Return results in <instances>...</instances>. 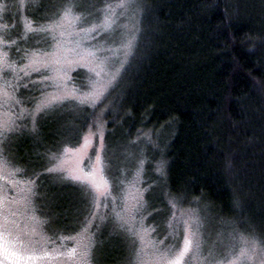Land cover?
<instances>
[{"label":"trees","instance_id":"16d2710c","mask_svg":"<svg viewBox=\"0 0 264 264\" xmlns=\"http://www.w3.org/2000/svg\"><path fill=\"white\" fill-rule=\"evenodd\" d=\"M88 1L94 10L112 0ZM139 3L137 47L109 92L112 104L84 106L78 119L66 115L79 123L67 144L100 116L109 148L130 145L134 153L143 143L137 153L146 160L145 185L160 188L152 199L163 217L175 200L264 243V0ZM30 16L41 24V15ZM45 122L38 152L57 149L65 139L54 141L69 135L56 118ZM161 160L164 175L155 170Z\"/></svg>","mask_w":264,"mask_h":264},{"label":"snow or ice","instance_id":"6c2138e0","mask_svg":"<svg viewBox=\"0 0 264 264\" xmlns=\"http://www.w3.org/2000/svg\"><path fill=\"white\" fill-rule=\"evenodd\" d=\"M81 2L87 4L88 0H81ZM116 8L122 10L119 14L121 16L130 10H134L132 11L133 16L143 12L139 0H121L115 6L104 3L102 7L94 8L99 16L97 19H89L93 16L92 12H89L86 17L77 10V5L69 3L64 6L58 16L49 18L44 23L36 26H33L31 21L25 23L26 32L47 36L50 43L46 48L15 47L17 40L7 35H0L2 106H20L17 117L9 116L8 119L0 122V136L23 130L32 134L38 133V119L69 101H76L79 104L90 103L92 107H96L124 67L122 63L121 69H116L114 74L111 73L109 65L111 57L103 55L111 50L98 47L93 43L102 33L113 29L119 18ZM136 31L138 29H135L133 25V34L126 33L125 42L121 45L125 62L132 50L137 47V37L134 34ZM40 43V40L36 41V44ZM14 47L16 53L19 54V62L12 59L11 51ZM80 67L86 68L95 77L94 80L88 82L89 91L87 92L76 87L70 75L74 69ZM33 74H36L38 79H29L28 83L21 85L22 80L30 78ZM102 74L108 75L109 78L102 81ZM29 85H39L35 88L39 96L27 98L28 102L33 104L30 110L24 108L15 95L21 87L32 91ZM17 120H28L30 126L18 124ZM95 125L96 131L93 132L89 127L88 134L84 136V143L80 148L73 150L63 146L59 152L47 153L48 166L40 172H35L34 178L24 181L9 179V176H14L21 169H10L3 176L6 185L15 188L17 194L15 197L0 195V264H89L90 245L84 242L86 238L83 234H79V238L77 236L60 237L62 241H74L75 246L73 247L53 246L49 248V245H54L55 242L42 234L41 226L47 221L41 220L36 215L35 205V201L42 198L38 188L42 186L43 181L37 183L42 176L55 177L59 181H70L80 186L90 209H99L101 197L106 200L110 199L117 227L138 237L141 242L142 247L136 253L137 264H189L192 254H195L196 259H201L199 256L201 222L193 210L181 212L185 233L181 246L177 248L173 245L164 249L154 242H149L151 256L150 259H145L147 255L145 238L153 230L144 227L143 216L139 219L137 217L145 205L144 194L147 189H141L139 182L144 175L146 160L141 158L136 161L131 180L115 179L117 188L126 185L122 202L118 205L117 197L112 195L114 183L109 178L111 158L106 153L103 125L99 119L96 120ZM90 137H97L99 141V147L95 150L94 156L88 155L86 151L91 143ZM85 157L89 162L87 171L83 167ZM166 167V161L161 160L155 170L164 175ZM169 203L172 202L169 201ZM104 206L108 207V204ZM95 219H97L96 212L92 211L91 219L88 220L89 227ZM99 219L103 222L105 217L101 216ZM171 226L170 223L169 227ZM87 230L85 228L83 232ZM258 247L259 242L256 239L245 240L244 246L238 252L230 254L231 258L227 260V264H252ZM213 264H223V262L214 261Z\"/></svg>","mask_w":264,"mask_h":264},{"label":"rangeland","instance_id":"374dc122","mask_svg":"<svg viewBox=\"0 0 264 264\" xmlns=\"http://www.w3.org/2000/svg\"><path fill=\"white\" fill-rule=\"evenodd\" d=\"M120 2L121 0H112L106 3L115 6ZM69 3L77 5V10L82 12L86 17L89 12H92L93 16L89 19H97L99 16V13L92 9L91 2L89 1L87 4H82L81 0H68L64 3H62V1L53 3L50 0H0V35H7L17 40L15 34L20 32L21 40H17V45L15 47L24 49H28L29 47L46 48L50 43L47 36H42L34 32H26L25 23L31 21L33 22V26L37 25L36 22L39 19L34 20L30 16L31 13L43 17L40 23H44L49 18H55L63 11L64 6ZM121 11V9L116 8V13L119 18L113 26V29L107 33H102L97 40L93 42L98 47L111 50L103 53V55L111 57L109 61L111 73L114 74L116 69H121V64L124 63V67L120 70L117 79L112 83L96 107L103 100L105 101V107L112 104L114 99L112 97L109 98V92L120 80L125 66L136 50L135 47L127 57V62H125L124 51L121 48V45L126 39L125 34H133V25H135V29H138V31L134 34L138 40L140 23L138 13L135 16L132 15V11L134 10H130L123 16L119 15ZM5 25H7V27H5ZM27 37L28 44H25V38ZM37 40H40L41 43L36 44ZM15 47L11 51V56L12 59L19 62V54L16 53ZM77 72L80 73L76 76H78L77 78H79V76L81 77V82L75 84L74 77ZM70 75L73 78V84L84 92L89 91L87 87L88 82L95 79L93 74L84 67L74 69ZM108 78V75L102 74V81ZM9 79H11V77H9ZM29 79L35 80L38 79V76L33 74L30 78H25L21 81V85L28 83ZM29 87L32 91H27L21 87L15 95L16 98L22 102V106L30 110L33 104L28 102L27 98L29 96H39V93L35 91V88L39 87V85H29ZM48 90L51 91V89ZM84 106H91V104H79L76 101H69L55 108L46 116L38 119L39 131L36 134L23 130L18 133L12 132L8 133L6 136H0V195L6 194L9 197H15L17 194L16 189L7 186L6 181L3 179V176L6 175L10 169H21V171H17L14 176H9L10 180L15 179L17 181H24L26 179H32L34 178L33 174L37 172L36 168L38 166H48V161L46 160L47 153L59 152L63 146L73 150L81 147L84 143V136L88 134L89 128L80 138L79 142L74 145L67 144V139L74 135L73 128H76L79 123L71 120L66 115L78 119L84 115ZM19 110L20 106L17 105L8 107L2 106V98H0V122L8 119L9 116L13 118L17 117L19 115ZM6 113L8 115H5ZM47 118H56L57 124L60 126L58 129H62V132L63 129L64 131L67 130L66 132L69 135L54 141L55 144L59 145L62 143L63 139H65L62 145H59L57 149L51 151L46 149L43 152H38L36 144L39 140L43 141L39 136L40 129L48 124L45 122L41 125V123ZM97 119H99L103 125L106 153L111 158V172L109 178L113 180L114 183L112 195L117 197V204L119 205L122 202V196L126 185L117 188L115 186V179L127 181L133 178L136 161L142 158H139L138 153L139 150L143 151V143L137 145L136 152L134 153L129 149L130 145H122L119 150L113 147L109 148L105 141V125L100 116L95 119V122ZM51 121L48 122L51 123ZM17 123L28 124L30 126V121L28 120H17ZM49 127H51V125ZM90 127L93 132L96 131V125H90ZM90 141V146L86 151L88 155L94 156L95 150L99 147V141L97 137H90ZM88 163V159L85 157L83 167L86 171L89 170ZM122 170H124L123 174ZM147 179H149V177L146 174L145 166L144 175L140 178L139 182V187L141 189H147L144 194L145 205L137 217L139 219L140 216H143L144 227L153 230L145 238V253L147 254L145 259H150L151 256V247L148 246L149 242H154L164 249L173 245L177 248L181 246L182 238L185 234L181 212L193 210L199 216L201 222L199 251L201 259H196L195 254H192L189 258V264H213L214 261L227 264V260L231 258L230 254L238 252L239 249L244 246L245 240L251 241L252 239H256L259 242V247L252 264H262V262H264V243L257 235L242 233V231L239 230L235 231L236 228L232 227V224L213 221V219L211 220L206 216L204 217L203 211L197 206L187 207L180 205L175 200H170L172 202L170 203V210H168L166 217H163L162 214H165V209L161 203H153L152 199L159 196L160 188L145 185ZM40 181H43V184L38 188V192L42 198H38L35 201L36 215L41 220L47 221V223L41 226V231L43 235L55 242L54 245H49L50 249L53 246L61 248L73 247L75 246L74 241H62L60 237L77 236L79 238V234H83L86 238L84 242L90 245L88 257L89 264H137L136 253L142 247L141 242L138 237L117 227L110 199L106 200L101 197L99 209H90L80 186L70 181H59L55 177L50 176L40 177L37 183L39 184ZM106 203L108 207L104 206ZM92 211L96 212L97 219L92 220V224L89 227L88 220L91 219ZM156 214L157 217L160 215V219L157 221L153 218L156 217ZM101 216L105 217L103 222L99 219ZM23 223L22 221V226ZM170 223L172 225L171 227H169ZM85 228L88 229L87 232H83ZM209 253H211V256H209Z\"/></svg>","mask_w":264,"mask_h":264}]
</instances>
